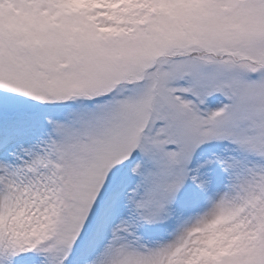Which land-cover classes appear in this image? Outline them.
<instances>
[{
    "label": "snow or ice",
    "instance_id": "obj_1",
    "mask_svg": "<svg viewBox=\"0 0 264 264\" xmlns=\"http://www.w3.org/2000/svg\"><path fill=\"white\" fill-rule=\"evenodd\" d=\"M0 264H264V0H0Z\"/></svg>",
    "mask_w": 264,
    "mask_h": 264
}]
</instances>
